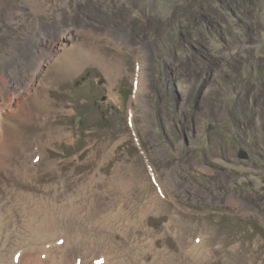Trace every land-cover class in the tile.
Returning <instances> with one entry per match:
<instances>
[{
	"label": "rangeland",
	"instance_id": "374dc122",
	"mask_svg": "<svg viewBox=\"0 0 264 264\" xmlns=\"http://www.w3.org/2000/svg\"><path fill=\"white\" fill-rule=\"evenodd\" d=\"M13 90L0 264H264V0H0Z\"/></svg>",
	"mask_w": 264,
	"mask_h": 264
},
{
	"label": "bare ground",
	"instance_id": "6f19581e",
	"mask_svg": "<svg viewBox=\"0 0 264 264\" xmlns=\"http://www.w3.org/2000/svg\"><path fill=\"white\" fill-rule=\"evenodd\" d=\"M79 32H80V30L77 31V34ZM77 34L76 35L69 34L70 41L68 42V44L69 43L70 44L67 45V43H65V41H63L64 36L62 34V31L58 30L56 33H54L53 38L45 46V49L49 52L47 60L40 62L38 64L37 71H35V73L33 72V74L31 75V78L28 79L27 81H25L24 90L26 92H29L31 90V88L33 87V84L37 78L38 73H40L43 69V62H44V64L46 63L48 65L49 61L55 55H57L59 52L63 51L60 54L65 58L68 57V54L71 55V57H69L70 66L72 65V67H75L78 65L79 61L81 60V57L78 56L76 53L78 47L80 46V44L77 42L78 41V35ZM55 41H56V43H58L57 46L55 44ZM72 53L74 54V56H72ZM105 67H107V66L105 65ZM115 69H116L115 65L109 66L106 69V72H114ZM140 74L142 76L141 71H140L139 77L137 78V81H136L137 89L135 91V95L140 93L142 90L140 87ZM20 92L21 91H19V92L17 91V93H20ZM14 93H16L14 90L12 92L7 91L0 96V135L1 136L3 134V128L1 126V122L5 118L6 115H8L11 111H13V108L15 106V104H14V97H15Z\"/></svg>",
	"mask_w": 264,
	"mask_h": 264
},
{
	"label": "trees",
	"instance_id": "16d2710c",
	"mask_svg": "<svg viewBox=\"0 0 264 264\" xmlns=\"http://www.w3.org/2000/svg\"><path fill=\"white\" fill-rule=\"evenodd\" d=\"M129 91V90H128Z\"/></svg>",
	"mask_w": 264,
	"mask_h": 264
}]
</instances>
